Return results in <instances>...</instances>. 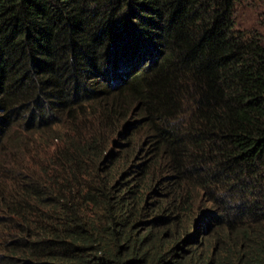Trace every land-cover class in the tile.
Wrapping results in <instances>:
<instances>
[{
  "label": "trees",
  "instance_id": "16d2710c",
  "mask_svg": "<svg viewBox=\"0 0 264 264\" xmlns=\"http://www.w3.org/2000/svg\"><path fill=\"white\" fill-rule=\"evenodd\" d=\"M239 1L0 0V264H264Z\"/></svg>",
  "mask_w": 264,
  "mask_h": 264
},
{
  "label": "rangeland",
  "instance_id": "374dc122",
  "mask_svg": "<svg viewBox=\"0 0 264 264\" xmlns=\"http://www.w3.org/2000/svg\"><path fill=\"white\" fill-rule=\"evenodd\" d=\"M232 18L239 29L264 36V0H242L234 6Z\"/></svg>",
  "mask_w": 264,
  "mask_h": 264
}]
</instances>
